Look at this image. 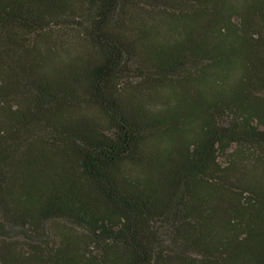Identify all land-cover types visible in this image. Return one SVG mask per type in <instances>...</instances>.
I'll return each instance as SVG.
<instances>
[{
  "label": "trees",
  "instance_id": "trees-1",
  "mask_svg": "<svg viewBox=\"0 0 264 264\" xmlns=\"http://www.w3.org/2000/svg\"><path fill=\"white\" fill-rule=\"evenodd\" d=\"M0 264H264V0H0Z\"/></svg>",
  "mask_w": 264,
  "mask_h": 264
}]
</instances>
